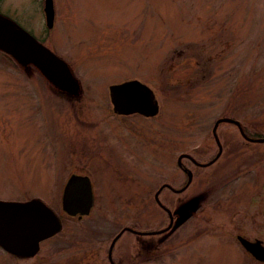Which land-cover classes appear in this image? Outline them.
Instances as JSON below:
<instances>
[{
  "label": "rangeland",
  "instance_id": "obj_1",
  "mask_svg": "<svg viewBox=\"0 0 264 264\" xmlns=\"http://www.w3.org/2000/svg\"><path fill=\"white\" fill-rule=\"evenodd\" d=\"M53 4L47 28L43 0H0L1 15L61 59L81 88L56 90L35 65L0 51V200L40 198L57 209L68 177L84 173L94 208L82 225L62 229H92L107 248L129 228L114 244L119 264H260L236 235L264 247V142H245L235 124L221 122L223 153L206 161L220 118L264 138V0ZM127 79L153 91L156 116L112 112L109 86ZM181 153L206 163L191 165L185 192L160 194L177 214L164 230L169 216L153 194L185 182ZM191 196L208 199L185 204Z\"/></svg>",
  "mask_w": 264,
  "mask_h": 264
},
{
  "label": "water",
  "instance_id": "obj_2",
  "mask_svg": "<svg viewBox=\"0 0 264 264\" xmlns=\"http://www.w3.org/2000/svg\"><path fill=\"white\" fill-rule=\"evenodd\" d=\"M43 12L47 28H52L55 17L53 0H43ZM0 50L14 56L22 64L33 63L47 79L59 87L69 90L78 88L72 73L61 59L28 32L3 16H0ZM109 98L113 112L119 115L138 114L153 117L159 112V104L153 91L137 79L110 85ZM221 122H231L237 125L242 136L249 141L264 142V138L247 137L238 121L220 118L212 128V134L219 147V154L222 148L218 142L216 128ZM182 156L187 155L179 156L178 164ZM191 177V171L188 170L186 185L191 181ZM155 196L157 198V193ZM62 199L63 207L68 213L88 214L93 201L90 178L87 175H70L66 181ZM168 214L170 222L164 230L169 229L173 223L170 211ZM59 229L60 222L57 216L39 199L25 202L0 200V245L8 251L23 255L33 253L40 240ZM124 230L130 229L125 228ZM25 237H29L30 241ZM237 239L257 260H263L264 247L260 241L250 242L241 236ZM29 245L31 247L27 250Z\"/></svg>",
  "mask_w": 264,
  "mask_h": 264
},
{
  "label": "flooded vegetation",
  "instance_id": "obj_3",
  "mask_svg": "<svg viewBox=\"0 0 264 264\" xmlns=\"http://www.w3.org/2000/svg\"><path fill=\"white\" fill-rule=\"evenodd\" d=\"M0 14H2V13H0ZM52 87H54V89L59 90V91H64V92L69 91V89H64V88L56 86V85H54V86L52 85ZM77 89H79L77 92H78V94H80V90H81L80 86H78ZM112 112H113V110H112ZM244 141L245 142L246 141L252 142V141L247 140L246 138H244ZM221 152H222V149H221ZM221 152L219 154V147H217L216 153L213 156H211V158L209 160H207L206 162L208 163L209 161H211L209 164L216 162L219 159V157H221ZM182 154H185L187 156L181 157L180 164H178V158H177L176 165L184 174L185 182H183L178 187H175L173 184H171L169 182H164L156 189V191L153 194V199H154L155 203H157L161 207H163V205H162V200L159 197H160V194L162 193V191L167 190V191L171 192L172 194L173 193H180L183 191L185 192V190H187V188H189L190 184L192 183L193 177H194L191 165L196 166V167H202L198 164L206 163V162L199 163V162L195 161L191 154L181 153L180 155H182ZM185 161H188L189 163L185 162ZM188 170L191 171L192 177H191V181L189 182V184L186 185L187 171ZM82 175H84V173ZM65 184H66V182L64 183L61 194H60V197H61L60 208H57V209L54 208L53 209L50 206H48L52 209V211L58 217L59 222H60V229L57 232L49 235L47 238L40 240L38 242L37 249L35 250V252L30 253V254L23 255V254H18L16 252L8 251L0 245V264H97V263L102 264V260H103L104 256L106 257V260H107L105 264H119L113 258V248H114V244L117 241V239L120 237L122 232L125 231L124 230L126 228L125 226H122L121 230L111 239L107 248L96 244L97 234L92 229L90 230L89 228L84 227V228H77V229H71V230L66 229L65 231H63L62 227L64 228L67 226L70 227L72 225H78V226L82 225L83 224L82 221L87 216H89L90 212L94 208L95 199H96L95 191H94L93 186H92L93 201H92V206L89 210V213L84 214V215L80 214V213H76V214L72 215L64 209L63 204H62V200H63L62 198H63V194H64ZM91 184H92V182H91ZM176 190H180V191H176ZM156 193H157V198L155 196ZM31 199L42 200L40 198L30 197V198H23V199H18V200H13V201L25 202V201H28ZM204 199H208V198L196 197V196L185 197V200H186L185 204H192V203L198 204V202L203 201ZM5 201H10V200H5ZM172 217H173V224L171 225V227L169 229H171L175 225L174 221L177 218V214L176 213L173 214ZM117 235H119V236L113 242V240L115 239V237ZM238 236H241V235L240 234L236 235L237 241H238V239H237ZM241 237H243V236H241ZM25 238L30 241L29 237H25ZM249 241L250 242L260 241L261 243H263V240L260 238H255L254 240H252V241L249 240ZM46 242L47 243L52 242L53 244L52 245H46ZM238 243L250 258L254 259L255 261H257L260 264H264V256H263V260H257L250 252H248L242 246V244L239 241H238ZM30 247H31V245L27 246V250ZM102 247L106 248V249L104 250ZM53 250L57 251V253H60V254L65 252V254L61 257V259L57 258L58 260L54 261L53 257H51ZM68 250H71L73 252V254L67 253L66 251H68ZM49 252L51 253L50 255H49Z\"/></svg>",
  "mask_w": 264,
  "mask_h": 264
}]
</instances>
